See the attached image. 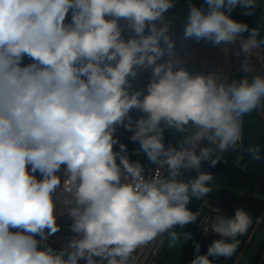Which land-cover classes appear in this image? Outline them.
I'll list each match as a JSON object with an SVG mask.
<instances>
[{"label": "clouds", "instance_id": "obj_1", "mask_svg": "<svg viewBox=\"0 0 264 264\" xmlns=\"http://www.w3.org/2000/svg\"><path fill=\"white\" fill-rule=\"evenodd\" d=\"M256 2L189 5L186 39L240 41L244 75L229 83L179 66L164 15L174 0H0V264H145L165 237L170 249L193 240L189 264L236 254L251 213L212 208L201 219L189 205L213 191L202 164L236 150L242 117L264 102V75L249 79L264 39L231 16L237 7L252 15ZM149 69L146 89L133 90ZM121 127L151 175L130 159ZM168 130L179 139L166 143ZM184 170L197 175L180 179ZM58 211L73 235L54 249L46 241L60 230ZM198 220L219 237L205 254L180 231Z\"/></svg>", "mask_w": 264, "mask_h": 264}, {"label": "trees", "instance_id": "obj_2", "mask_svg": "<svg viewBox=\"0 0 264 264\" xmlns=\"http://www.w3.org/2000/svg\"><path fill=\"white\" fill-rule=\"evenodd\" d=\"M231 16L239 22L248 24L250 29H259L258 39H264V2L256 4L252 15H246L245 10L236 8ZM243 36L247 37L248 33H244ZM236 79H238L237 76H233L232 80ZM260 108L264 115V102ZM242 120V153L238 156H222V159L214 167L207 161L203 163L207 171L214 177L211 185L213 191L206 197L220 203L226 209L228 216H234L235 209L243 208L253 217V223L248 232L244 236L238 237L241 243L236 254L229 259L214 258L216 264L238 263L243 250L257 232L260 223L264 221V117H261L257 109H254L245 114ZM178 139L179 137L176 135L165 136L166 143L175 142ZM250 146L259 149L261 157L259 160L253 159L252 154L246 151ZM240 156L242 159L237 166L236 161ZM201 200L193 199L189 207L196 211ZM184 231L193 233L194 241L201 245L200 254H205L208 246L219 238L218 236L212 239L207 238L191 224L187 225ZM174 256L172 264H189L194 258L193 240L180 244ZM243 264H264V228Z\"/></svg>", "mask_w": 264, "mask_h": 264}, {"label": "built area", "instance_id": "obj_3", "mask_svg": "<svg viewBox=\"0 0 264 264\" xmlns=\"http://www.w3.org/2000/svg\"><path fill=\"white\" fill-rule=\"evenodd\" d=\"M195 4L196 6H201L192 1H181L174 0V7L169 9L165 15V21L169 23V34L174 41L173 54L176 59H178L181 64L179 66L184 67L191 74H211L215 73L222 79L227 77L228 82L232 81L233 76H237V81L244 75L242 69V62L246 59V54L241 50L240 41L238 40L235 44H224L219 45L213 44L211 41L207 40H196V39H186L184 36V29L187 20V15L189 11V5ZM243 38H247L243 36ZM254 52H259L261 57H264V46L261 45L260 48L255 49ZM168 57L165 56L164 59ZM27 59L25 63H27ZM250 63L254 69V73L249 74V79H251L252 74L264 75V61L260 57L253 55L250 58ZM150 69L147 71H140L137 77V81L133 82V90L146 89L149 83ZM258 113L261 117H264L261 112L260 106L257 108ZM133 117L140 115L138 112L132 113ZM243 133V131H242ZM117 135L119 136L120 142L127 145V150L129 157L132 161L140 160L141 163L145 165L146 172L148 175L152 174L154 170L153 165L147 162L146 157L143 153L139 155L135 154L136 150L139 148L138 143H133L130 141L129 136L131 133L126 132L122 127L118 129ZM165 136H175L172 131L168 130L164 133ZM243 148V134L242 143L236 149H229L225 151L222 156H238L242 153ZM201 171H207L205 166L202 164ZM197 175L194 170H184L183 175L180 179L188 180ZM212 208H219L223 214L227 215L226 209L217 201L208 199L204 197L197 210H202L201 219L203 215L214 216ZM72 220L66 215H57V224L60 226V230L52 236H49L46 244L54 249H60L65 247L67 241L72 238V233L70 231V225ZM193 225L198 232L207 238H215L217 235L213 233L204 234L200 226L199 220ZM166 238V237H165ZM165 238H158L153 242L150 249H148L143 255V261L145 264H156V258L158 252L163 244ZM83 264V261L81 262Z\"/></svg>", "mask_w": 264, "mask_h": 264}, {"label": "rangeland", "instance_id": "obj_4", "mask_svg": "<svg viewBox=\"0 0 264 264\" xmlns=\"http://www.w3.org/2000/svg\"><path fill=\"white\" fill-rule=\"evenodd\" d=\"M194 3H197L199 5H203L204 4V0H191ZM264 2V0H257L256 4H260ZM206 7V6H205ZM239 9L244 10L243 8L237 7ZM262 228H264V221H262L260 223V226L257 230V232L255 233L254 236H252L250 242L248 243V245L245 247V249L243 250V254L240 258V261L236 264H243L244 261L246 260V258L248 257L250 251L252 250L254 244L256 243V241L258 240L260 234H261V230ZM180 231H184V229H180ZM180 246V245H179ZM179 246L177 248H173L170 249L167 246V239L165 238V240L163 241V244L158 252L157 258H156V264H172L173 260H174V253H176L177 249L179 248Z\"/></svg>", "mask_w": 264, "mask_h": 264}, {"label": "crops", "instance_id": "obj_5", "mask_svg": "<svg viewBox=\"0 0 264 264\" xmlns=\"http://www.w3.org/2000/svg\"><path fill=\"white\" fill-rule=\"evenodd\" d=\"M181 1H191V0H181Z\"/></svg>", "mask_w": 264, "mask_h": 264}]
</instances>
